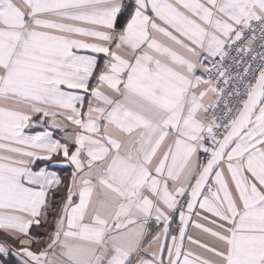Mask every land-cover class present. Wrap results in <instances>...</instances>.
<instances>
[{"label": "snow or ice", "instance_id": "1", "mask_svg": "<svg viewBox=\"0 0 264 264\" xmlns=\"http://www.w3.org/2000/svg\"><path fill=\"white\" fill-rule=\"evenodd\" d=\"M261 41L264 0H0V264H264Z\"/></svg>", "mask_w": 264, "mask_h": 264}, {"label": "crops", "instance_id": "2", "mask_svg": "<svg viewBox=\"0 0 264 264\" xmlns=\"http://www.w3.org/2000/svg\"><path fill=\"white\" fill-rule=\"evenodd\" d=\"M55 170L61 176H67L68 175V170H64L60 166H56V169ZM33 235L36 236V237H45L46 236V233L44 231H42V230L34 229L33 230Z\"/></svg>", "mask_w": 264, "mask_h": 264}, {"label": "built area", "instance_id": "3", "mask_svg": "<svg viewBox=\"0 0 264 264\" xmlns=\"http://www.w3.org/2000/svg\"><path fill=\"white\" fill-rule=\"evenodd\" d=\"M257 35H259V33H257ZM262 44H264V41L258 42L256 44V52L253 53L254 55L258 54L259 52H264V47H261ZM233 74L235 75V72Z\"/></svg>", "mask_w": 264, "mask_h": 264}]
</instances>
